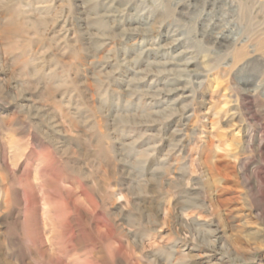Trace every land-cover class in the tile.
<instances>
[{"label": "rangeland", "instance_id": "1", "mask_svg": "<svg viewBox=\"0 0 264 264\" xmlns=\"http://www.w3.org/2000/svg\"><path fill=\"white\" fill-rule=\"evenodd\" d=\"M0 264H264V0H0Z\"/></svg>", "mask_w": 264, "mask_h": 264}, {"label": "bare ground", "instance_id": "2", "mask_svg": "<svg viewBox=\"0 0 264 264\" xmlns=\"http://www.w3.org/2000/svg\"><path fill=\"white\" fill-rule=\"evenodd\" d=\"M182 52H183V51H181V53H180V54H182ZM191 62H193V61H191ZM189 63H190V62H189ZM169 64H170V63H169ZM177 64H178V63H177ZM166 65H167V64H166ZM186 65H187V64H186ZM184 71H185V70H184ZM130 109H131V108H130ZM132 170H133V169H132ZM209 233H211V232H209Z\"/></svg>", "mask_w": 264, "mask_h": 264}]
</instances>
